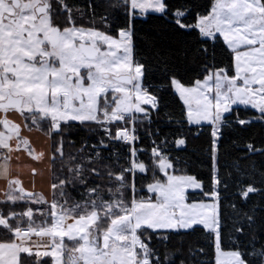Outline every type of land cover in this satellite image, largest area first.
Returning <instances> with one entry per match:
<instances>
[{
  "label": "snow or ice",
  "instance_id": "1",
  "mask_svg": "<svg viewBox=\"0 0 264 264\" xmlns=\"http://www.w3.org/2000/svg\"><path fill=\"white\" fill-rule=\"evenodd\" d=\"M238 109L264 121V0H0V264H264V160L218 172L225 129L252 123ZM19 153L59 160L49 195L13 177Z\"/></svg>",
  "mask_w": 264,
  "mask_h": 264
},
{
  "label": "trees",
  "instance_id": "2",
  "mask_svg": "<svg viewBox=\"0 0 264 264\" xmlns=\"http://www.w3.org/2000/svg\"><path fill=\"white\" fill-rule=\"evenodd\" d=\"M79 2L83 3L84 0H79ZM101 11H103V9H101ZM139 26L140 25H138V27ZM143 27H147V25H144ZM238 111L240 112L242 119L251 120L252 123L238 126L240 131L233 134H228L229 130L225 129L226 134L220 146V159L218 165V172L221 177L234 175L237 178V181L251 171L254 163L258 164L259 161L264 160V157L260 155H252L246 151V146L249 143L254 144L257 149L264 147V121L256 120L258 114L255 113L254 110H248L245 112L243 109H238ZM191 128L192 130L186 133L188 138L187 144L185 150L180 152V155L187 161L188 174L196 175L200 172L207 171L208 157L206 151H204V149L207 148V145L203 144V141L208 134V128L206 125L201 127L191 126ZM87 135L88 131L86 128H73L71 130V137L66 141L65 152H75L77 148H79L81 140ZM73 138L76 142L77 148L68 147ZM137 146L143 147L144 145L138 144ZM141 159H143V157H141ZM59 168V160H57L55 165L49 164L50 183L53 178L52 169L58 171ZM17 210L19 211V209ZM38 222L39 220H37V223ZM0 231H3V229L0 228ZM200 240L201 238L195 234L177 235L172 238V241L167 248H164L163 245L158 246L161 247V250L165 251L171 258L175 254L176 247H179L181 243H183L185 248L188 246L197 248ZM203 259L207 260V257H203ZM175 264H179L178 260L175 261Z\"/></svg>",
  "mask_w": 264,
  "mask_h": 264
},
{
  "label": "rangeland",
  "instance_id": "3",
  "mask_svg": "<svg viewBox=\"0 0 264 264\" xmlns=\"http://www.w3.org/2000/svg\"><path fill=\"white\" fill-rule=\"evenodd\" d=\"M24 133L30 138L33 146L37 149L44 148L47 149V138L41 131L32 130L31 132L25 131ZM20 159L18 162H14L12 167L13 177L18 173V178L22 180L24 187L27 191H32L33 188L37 193H43L44 195H49L50 193V170L49 162L45 160L44 162H35L25 153H19ZM15 159V157H14ZM35 167L37 169V175L33 177L32 169ZM15 178V177H14ZM0 181V185H2ZM0 198H2V189H0ZM36 240L37 243L40 242L39 238L32 239ZM35 250V249H34ZM41 251L44 249L41 248Z\"/></svg>",
  "mask_w": 264,
  "mask_h": 264
},
{
  "label": "flooded vegetation",
  "instance_id": "4",
  "mask_svg": "<svg viewBox=\"0 0 264 264\" xmlns=\"http://www.w3.org/2000/svg\"><path fill=\"white\" fill-rule=\"evenodd\" d=\"M17 118H19V117H18V114H17ZM29 123H30V121H29ZM32 128H33V130H35V126H32ZM25 131H26V130H25ZM25 131H24V132H25ZM24 135L27 136L26 133H24Z\"/></svg>",
  "mask_w": 264,
  "mask_h": 264
},
{
  "label": "crops",
  "instance_id": "5",
  "mask_svg": "<svg viewBox=\"0 0 264 264\" xmlns=\"http://www.w3.org/2000/svg\"><path fill=\"white\" fill-rule=\"evenodd\" d=\"M34 238H39V237H32V239H34ZM40 239V238H39Z\"/></svg>",
  "mask_w": 264,
  "mask_h": 264
}]
</instances>
